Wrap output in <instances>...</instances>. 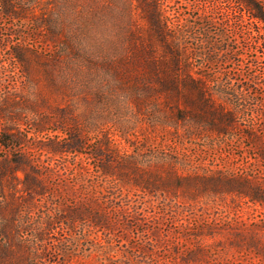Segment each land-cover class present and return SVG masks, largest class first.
Listing matches in <instances>:
<instances>
[{
	"label": "rangeland",
	"instance_id": "1",
	"mask_svg": "<svg viewBox=\"0 0 264 264\" xmlns=\"http://www.w3.org/2000/svg\"><path fill=\"white\" fill-rule=\"evenodd\" d=\"M152 1L158 5L159 18L168 32L179 38L183 54L180 65L187 58L191 68L175 78L202 75L208 98L222 118L220 122L227 115L232 119L231 127L227 134L219 135L190 119L175 122L176 114L166 105L163 94L139 91L140 98L148 102L144 114H140L130 101L122 100L120 92H110V75L101 60L123 55L125 47L135 42L133 34H150L136 0H39L34 13L50 24H39L41 39H28V46L48 36L49 28L54 29L57 43L48 46V56L55 52L64 56L61 64L50 68L62 92H55L49 101L60 103V110L88 118L81 121L80 153L68 149L49 156L29 150L42 166L50 163L54 173L43 180L49 192L36 198L31 213L17 220L23 227L19 235L30 239L37 224L50 226L37 251L46 264H181L180 256L187 255L186 249L195 248L210 254L209 264H264L253 251L230 250L227 242L234 233L256 235L264 242V203L258 205L232 193H204L190 198L181 189L173 194L129 189L117 180L105 179L98 173L97 160L90 159L97 157L96 151L105 141L120 160L132 161L139 170L152 167L164 180L172 167L180 177L239 178L238 182H248L264 194V23L253 19L236 0ZM257 1L264 14V0ZM23 24L20 27L24 28ZM16 25L19 23L6 16L0 21V105L11 96L17 100L18 94L25 95L20 84L16 86L19 76L7 63L9 50L4 47L10 44L8 35ZM41 47L45 45H38ZM152 51L155 59L167 61L158 42H154ZM41 62L50 64L45 58ZM39 88L47 92L45 82L39 83ZM179 104L178 114L185 110L183 102L177 101ZM32 119L36 120L26 113L20 123L0 120V125L12 127L10 132L24 137L18 149L33 148L36 141H68L69 137L53 125L38 136L29 135ZM11 156L12 152H1L0 162ZM21 175L15 176L19 179ZM6 181L2 180L4 187L1 184L0 190H7ZM12 186L15 196L23 201L21 185L13 182ZM109 196L114 197L112 204L118 208L113 230L87 222L72 228L58 223L60 204L73 208L77 202L91 201L98 203L103 213L104 208H112L107 202ZM207 232L210 236L199 235ZM55 247L62 250L56 252Z\"/></svg>",
	"mask_w": 264,
	"mask_h": 264
},
{
	"label": "trees",
	"instance_id": "2",
	"mask_svg": "<svg viewBox=\"0 0 264 264\" xmlns=\"http://www.w3.org/2000/svg\"><path fill=\"white\" fill-rule=\"evenodd\" d=\"M38 1L0 0V21H4L6 16L19 23V26L16 25V29L11 30L8 35L9 40L11 39L10 44L4 45V47L9 50L7 63L14 67V74L19 76L16 86L20 84L25 93V95L18 94L17 100L12 99L11 96L9 101L5 100V103L0 105V120L6 123H20L27 113L36 118V120L29 121V125L32 127L29 135L38 136L47 131V126L53 125L58 128V132L69 137V139L66 143H59L53 139L49 140L48 143L36 141L33 148L21 150L18 149V145H21L24 140L22 134L10 132L13 131L12 127L0 125V153L12 152L11 157H6L0 162V185L4 178L7 179V184H5L7 190H0V264H46L41 261L42 258L37 251L39 245L46 240L50 226H47V223L37 224L39 226L33 230L30 239L28 236L19 235L20 227H23L17 220L22 215L31 213L36 205V198L49 192L44 181L54 173L50 163L42 166L40 160H35L34 156L30 155L29 150L45 152L49 156L60 155L67 152L68 149L80 153L83 148L81 121L88 118V115L60 110L58 109L60 103L49 101L55 92H62V88L51 74L50 68L61 64L64 56H60L56 52L48 56L51 52L48 46L53 47L57 43V33L54 29L49 28L47 30L48 36L42 41H33L34 45L28 46V39H41L38 33L39 24L46 26L50 24V21L43 19L42 15H35L34 8L38 7ZM236 1L244 10L248 11L253 19L264 23V14L257 0ZM136 3L137 8L147 19L150 34L145 36L141 34V37H135L133 34L132 41L135 42L125 47L123 55L101 60V65L110 75V82L107 84L108 88L112 89L110 92H120L122 100L130 101L135 108H138L140 114H144L145 111L143 110L144 107L148 106V102L147 99L140 98L139 91L153 96L163 94L167 99L166 105L176 114L175 122L190 119L195 124L208 126L210 131L219 135L227 134L232 125V119L223 114L225 118L220 122L222 118L215 111L216 105L208 98L210 95H207V86L202 75L192 78L191 74H188V78L181 80L175 78L179 77L177 73L181 75L183 71L189 73L191 68L187 63V58H184L183 66L180 65L183 54L179 49V38L168 32V26L164 25L159 18L156 2L136 0ZM39 11L42 12L41 9ZM21 24L24 25V28L20 27ZM25 34L26 36H24ZM154 42L160 44L167 57L166 62L154 58L152 54ZM201 42H206L203 36ZM41 43L45 47L39 49L38 45ZM44 58L50 63L49 65L41 62ZM40 68L45 69L41 70ZM44 82L47 92L43 88H39V83ZM65 96L67 97V94ZM177 101H182L185 109L179 114L180 104L177 105ZM41 109L45 110L41 111ZM96 152L99 153L97 157L96 155L91 156L90 159L95 158L97 160L98 173L105 179L117 180L122 187L141 189L146 193L161 191L167 194H173L181 189L190 198L199 197L204 193H232L242 198L245 197L258 205L264 203L263 192L248 182H238L239 178L230 177L213 180L195 177V175L180 177L176 170L170 167L166 173L167 180H164L154 174L152 167L139 170L132 161L120 160L117 152L110 147L108 142L103 141ZM16 173L22 174L19 179L15 176ZM13 182H18L21 185V190L25 194L23 201L15 196ZM115 188L119 190L117 186ZM67 192L68 195L72 193L70 187ZM109 197L111 198L107 202L112 208H104L103 213L99 210L100 205L91 201L85 202V204H78L77 202L73 208H66L60 204L58 212H56L58 223L65 224L67 228H72L75 224L87 222L96 228L107 231L113 230L115 226L112 221L118 208L112 204L114 197ZM210 234L211 232H207L199 235L210 236ZM227 242L230 250L253 251L258 259L264 260V242L256 235L243 236L240 233H234ZM45 244L43 243V246ZM44 249L47 250L48 248L44 247ZM54 249L56 252L62 250L59 247ZM226 251H229L228 246ZM186 252L187 255L180 256L181 264H209L211 262V256L206 250L195 248L194 250L186 249Z\"/></svg>",
	"mask_w": 264,
	"mask_h": 264
}]
</instances>
